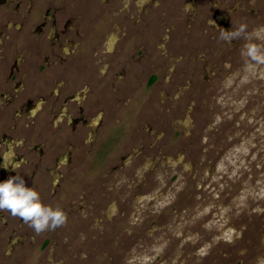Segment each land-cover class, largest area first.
Masks as SVG:
<instances>
[{"label":"rangeland","instance_id":"rangeland-1","mask_svg":"<svg viewBox=\"0 0 264 264\" xmlns=\"http://www.w3.org/2000/svg\"><path fill=\"white\" fill-rule=\"evenodd\" d=\"M102 1L75 50L96 53L88 143L72 170L35 171L67 222L37 235L0 211V264H264V66L219 38L264 25V0Z\"/></svg>","mask_w":264,"mask_h":264},{"label":"flooded vegetation","instance_id":"flooded-vegetation-1","mask_svg":"<svg viewBox=\"0 0 264 264\" xmlns=\"http://www.w3.org/2000/svg\"><path fill=\"white\" fill-rule=\"evenodd\" d=\"M13 1H0L5 11L0 15V170H8L4 178L0 174V182L22 176L44 201L38 178L34 182L35 171L43 170L45 176L47 170H72L71 162L77 158L73 152L88 143L80 140L77 127H86L85 97L89 88L94 90L96 53L93 46L85 56L75 52L87 36L81 32L89 31L86 26L93 27V22L81 15L91 12L89 0L74 6L69 0H16L11 9L8 4ZM106 1L111 2H102ZM61 45L73 50L63 51ZM79 57H87L81 68L74 66ZM38 111L49 116L58 111V116L38 120ZM48 129L52 133L45 134ZM50 186L54 193L56 183L49 182Z\"/></svg>","mask_w":264,"mask_h":264},{"label":"clouds","instance_id":"clouds-1","mask_svg":"<svg viewBox=\"0 0 264 264\" xmlns=\"http://www.w3.org/2000/svg\"><path fill=\"white\" fill-rule=\"evenodd\" d=\"M247 27L246 23H240L232 31H221L219 38L230 42L242 37L246 41L241 49L245 64L264 66V25L252 32H248ZM256 40L261 43L254 42ZM0 211L19 217L37 235L54 231L67 222V214L61 208L42 203L40 194L26 186L24 178L18 175L0 182Z\"/></svg>","mask_w":264,"mask_h":264}]
</instances>
